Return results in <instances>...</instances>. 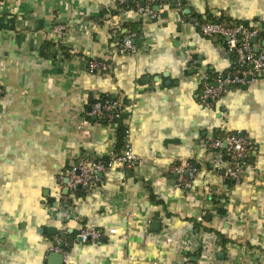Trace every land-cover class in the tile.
<instances>
[{"label": "crops", "instance_id": "obj_1", "mask_svg": "<svg viewBox=\"0 0 264 264\" xmlns=\"http://www.w3.org/2000/svg\"><path fill=\"white\" fill-rule=\"evenodd\" d=\"M143 1L0 0V264H264V68L202 104L199 73L234 65L194 25L225 16L264 32V0H172L154 18ZM130 31L137 50L120 53ZM90 58L108 69L89 73ZM100 95L120 98L113 126L86 114ZM119 124L141 161L64 187L72 164L119 150ZM229 131L253 146L239 183L206 144ZM179 161L197 167L189 189L170 171ZM84 227L117 232L78 241Z\"/></svg>", "mask_w": 264, "mask_h": 264}, {"label": "built area", "instance_id": "obj_2", "mask_svg": "<svg viewBox=\"0 0 264 264\" xmlns=\"http://www.w3.org/2000/svg\"><path fill=\"white\" fill-rule=\"evenodd\" d=\"M128 1L117 0L119 6H124ZM170 1L172 0H144L143 3L135 5V10L141 15L154 18L157 11L153 9V6ZM194 25L202 35L221 37L224 50L231 56L232 65H234L226 73H214L213 75L209 71L199 73L200 101L210 107L226 92L230 85L247 84L258 78L260 71L264 68V50L259 48L262 28L253 21L232 20L228 17L210 21L195 19ZM54 30L64 33L65 27L56 25ZM135 36L134 31L124 34L119 41L118 51L120 53L135 52L137 50L134 43ZM254 39H256L255 42ZM107 69L108 64L101 58H90L88 61L87 71L89 73L106 71ZM120 105V98L116 96L104 100L96 98L86 114L88 117L103 120L113 126L121 117ZM120 144L119 152L112 150L103 158L79 160L72 164L59 177V182L69 191H75L79 187L94 188L100 179V175L112 167L114 163L133 168L141 161V157L133 151L130 132L126 127L120 136ZM206 144L213 151L215 157L224 156L226 158V165L223 167L215 166L214 170L221 173L223 178L239 183L242 180L243 165L253 148L249 138L239 131H229L213 137ZM170 171L176 175V181L181 187L189 189L197 173V167L189 161H179V163L171 166ZM116 232L114 228L84 227L80 229L77 236L86 242L106 238L116 234ZM53 248L55 251H61L58 244H55ZM63 259L65 262V255H63ZM183 264L193 263L186 261Z\"/></svg>", "mask_w": 264, "mask_h": 264}, {"label": "trees", "instance_id": "obj_3", "mask_svg": "<svg viewBox=\"0 0 264 264\" xmlns=\"http://www.w3.org/2000/svg\"><path fill=\"white\" fill-rule=\"evenodd\" d=\"M123 7H125V6H123ZM225 17V16H224ZM221 18H223V17H220V18H217V19H221ZM201 19V18H200ZM215 20V19H214ZM135 33H136V31H134ZM126 34V33H125ZM137 34V33H136ZM124 35V34H123ZM122 35V36H123ZM261 36L262 37H264V32L263 31H261ZM135 39V38H134ZM89 61V60H88ZM87 66H88V63H87ZM209 73L211 74V75H213L214 73H212L211 71H209ZM111 96L110 95H100L97 99H100V100H104V99H106V98H110ZM95 100V99H94ZM93 100V101H94ZM93 101H92V103H93ZM91 103V104H92ZM91 104H90V106H91ZM90 119H92V117H89ZM100 121H102V122H104L103 120H100ZM118 122H119V119L117 120ZM105 123V122H104ZM123 129H124V127H122V126H120V124L118 125V127H117V131H118V139H117V143H118V146H119V150L118 151H115V152H119L120 151V149H121V144H120V136L123 134ZM222 134V133H221ZM220 134V135H221Z\"/></svg>", "mask_w": 264, "mask_h": 264}, {"label": "water", "instance_id": "obj_4", "mask_svg": "<svg viewBox=\"0 0 264 264\" xmlns=\"http://www.w3.org/2000/svg\"><path fill=\"white\" fill-rule=\"evenodd\" d=\"M156 7H157V6L155 5V8H156ZM253 41L255 42L256 39H254ZM256 48H258V47H256ZM243 87H246V85H243ZM62 235H63V234H62ZM76 239H77L78 241H81V238H80L79 236H77Z\"/></svg>", "mask_w": 264, "mask_h": 264}]
</instances>
